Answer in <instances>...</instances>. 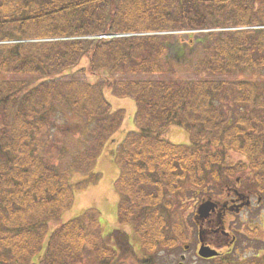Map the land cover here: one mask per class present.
Returning <instances> with one entry per match:
<instances>
[{
	"label": "trees",
	"instance_id": "1",
	"mask_svg": "<svg viewBox=\"0 0 264 264\" xmlns=\"http://www.w3.org/2000/svg\"><path fill=\"white\" fill-rule=\"evenodd\" d=\"M186 48L197 51L183 66L191 77L173 78L171 56ZM83 59L78 73L103 80L55 78ZM0 76L37 81L0 80V264H85L89 254L93 264H154L187 243L175 210L185 188L219 192L247 175L244 188L264 196V0H0ZM104 91L135 105L121 141L124 111ZM169 128L187 142L163 139ZM103 151L119 171L117 223L130 226L141 260L123 230L87 233V212L49 232L73 190L99 179ZM227 152L242 161L226 166ZM75 173L83 179L71 183ZM212 260L264 264V254Z\"/></svg>",
	"mask_w": 264,
	"mask_h": 264
},
{
	"label": "rangeland",
	"instance_id": "2",
	"mask_svg": "<svg viewBox=\"0 0 264 264\" xmlns=\"http://www.w3.org/2000/svg\"><path fill=\"white\" fill-rule=\"evenodd\" d=\"M198 35V33L194 32V36ZM130 37L133 35H99L96 36L100 39H108L113 37ZM196 50V49H195ZM194 48H186L184 55L180 58H175L173 55L171 56V60H175L176 71L171 76L176 79L185 80L187 77H191V74H188L187 71L183 68L185 65V59H191V55H194ZM192 61V60H191ZM86 64V60L83 59L80 62V65L72 70L67 72H63L59 74L55 78L59 81H66L71 78H76L82 81H95L99 82L100 77H96L90 79V77L78 73L81 67H84ZM241 75V74H240ZM239 77H244L248 74H242ZM104 78V77H102ZM156 78L154 76H128L129 80H144ZM10 79H18L25 80L31 82L32 85L36 84L32 77L28 76H0V80H10ZM105 97L109 104L111 105L112 110L123 109L124 111V121L122 123V128L117 131V135L115 136L116 140L121 141V133L129 132L134 130L133 124V116L135 112V105L133 101L129 98H116L112 96L109 91H104ZM222 103L226 106L231 105V101L227 97L221 98ZM131 115V120L129 121L127 118L128 115ZM163 139H166L170 143L173 144H183L186 143V134L176 128H169L162 136ZM111 145V144H110ZM112 146V145H111ZM109 146V147H111ZM104 154H101L96 161L95 171L99 175V179L92 184L87 185L83 189L73 190V199L71 207L66 210L58 219L49 221V232L56 229L61 224L72 220L76 217H79L83 213H88L89 221L85 224V229L87 233L97 234L105 240H108L111 233L114 230H123L127 235L130 236L132 248L138 260H141L143 256V251H141L139 247V243L136 237L131 233L130 226H121L117 223L116 220V208L119 201V194L115 190L114 183L118 176V168L114 166V164L108 159V157ZM239 161H242V157L233 152H227L225 154V165L230 167L237 164ZM240 178V177H239ZM247 175H241L242 185L245 183V179ZM83 179V176L79 173L73 174L71 183L78 182ZM240 180V179H239ZM219 191H197L190 190V188H185L182 192V200L177 201L175 206V210L177 211V220H179L182 228L186 233L187 243L178 244L171 250H166L158 255H154L152 257V261L154 264H214L213 260L202 259L197 255V246L198 242L202 240L204 237L202 230L198 227L196 221L194 220V213L196 211V207L202 202V198L207 196H215L216 194H220ZM177 196H172L171 199H176ZM262 203L258 206L257 209L248 211L245 210L241 214L236 217H230L231 221L230 226H232V234L237 238L236 243L230 250V247H222L223 253H230L231 257L237 260H247L254 257H258L264 254V196ZM94 224V225H93ZM200 233V238H198V234ZM250 232H254L253 235ZM133 235V237H132ZM210 241L215 242V244L224 245V242H218L221 240H216L215 238L209 237ZM110 246V245H109ZM187 248V249H184ZM230 250V251H229ZM42 251V250H41ZM39 254H42V252ZM90 256V254H89ZM87 259L85 264H93L92 261ZM38 257V256H37ZM37 257L33 259V262H36ZM181 257L184 259L182 260ZM124 264H139L135 259L128 257L124 260Z\"/></svg>",
	"mask_w": 264,
	"mask_h": 264
},
{
	"label": "flooded vegetation",
	"instance_id": "3",
	"mask_svg": "<svg viewBox=\"0 0 264 264\" xmlns=\"http://www.w3.org/2000/svg\"><path fill=\"white\" fill-rule=\"evenodd\" d=\"M220 192L215 196L202 198V201L209 200L214 208L210 210L205 219L196 221L204 235L202 240L198 242L197 251L201 245L215 250L219 255L222 252V247H230L231 249L237 238L232 234L233 230L229 224L231 223L229 218L236 217L245 210H255L263 201L261 195L244 188L242 181L238 178H234L232 182L225 184ZM209 237L221 240L218 242H224V245L215 244V242L210 241ZM181 259L184 258L181 257Z\"/></svg>",
	"mask_w": 264,
	"mask_h": 264
},
{
	"label": "water",
	"instance_id": "4",
	"mask_svg": "<svg viewBox=\"0 0 264 264\" xmlns=\"http://www.w3.org/2000/svg\"><path fill=\"white\" fill-rule=\"evenodd\" d=\"M214 208L213 204L209 201V200H206V201H202L196 208V215L194 217V220H203L205 219L210 210H212ZM200 233L199 232V238H200ZM197 255L202 258V259H211V258H214V257H217L218 254L215 250L213 249H210L208 247H205L204 245H201L198 252H197Z\"/></svg>",
	"mask_w": 264,
	"mask_h": 264
},
{
	"label": "crops",
	"instance_id": "5",
	"mask_svg": "<svg viewBox=\"0 0 264 264\" xmlns=\"http://www.w3.org/2000/svg\"><path fill=\"white\" fill-rule=\"evenodd\" d=\"M125 118H127L129 121L131 120V115L129 114L127 117H125ZM122 133H123V131H122ZM121 133V134H122Z\"/></svg>",
	"mask_w": 264,
	"mask_h": 264
}]
</instances>
